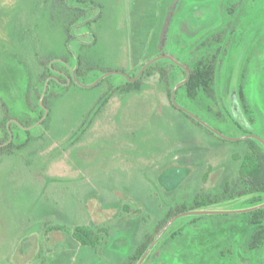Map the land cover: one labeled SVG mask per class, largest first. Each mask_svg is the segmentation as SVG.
Instances as JSON below:
<instances>
[{
  "label": "rangeland",
  "instance_id": "1",
  "mask_svg": "<svg viewBox=\"0 0 264 264\" xmlns=\"http://www.w3.org/2000/svg\"><path fill=\"white\" fill-rule=\"evenodd\" d=\"M66 47L78 82L43 90ZM1 117L0 264H127L171 219L136 264H264L244 211L264 193L238 194L247 139L264 147V0H0ZM79 225L107 231L92 247Z\"/></svg>",
  "mask_w": 264,
  "mask_h": 264
},
{
  "label": "trees",
  "instance_id": "2",
  "mask_svg": "<svg viewBox=\"0 0 264 264\" xmlns=\"http://www.w3.org/2000/svg\"><path fill=\"white\" fill-rule=\"evenodd\" d=\"M67 56L59 57L60 59H44L38 60V71L36 73V80L38 83L42 85V88L49 87L52 83L59 84L62 87H65L70 82H73V79H69L68 76L71 75V71L67 72L68 81L66 83H60L55 75L60 74L62 77V70L66 67V62H68L67 58L73 55L72 51L66 47ZM55 58V57H53ZM77 62L78 66L81 64L80 56L77 54ZM76 67V76L79 73V67ZM57 67H61L60 70ZM189 74L184 81V87L188 96L195 98L199 92V90H210L213 84L214 78V64L210 59H199L194 66L189 69ZM54 72H57L56 74ZM75 73V72H74ZM59 76V77H60ZM65 81V78H61ZM70 81V82H69ZM74 83V82H73ZM76 84V83H74ZM124 90H132L138 88V82H126L124 86H122ZM121 89V88H120ZM47 90V89H46ZM107 100V97H104L103 102ZM39 118V117H38ZM6 118H0V129L4 127ZM248 141V149L243 156L241 161V165L239 167V174L241 180L244 182V188L238 193L239 195L249 194L253 192L264 193V147L256 141L247 139ZM261 197L257 196L255 198V204H259L262 202ZM196 206H199L196 204ZM250 229H251V237L248 244L250 249L257 248L264 245V205L257 209H253L250 212ZM107 229L104 227L92 228L87 225H79L76 226L73 230L72 234L76 240H78L83 245H90L95 247L100 244L101 235L106 232ZM151 237L147 238L145 242L141 244V246L137 250V255L144 250L150 242ZM136 257H134L135 259Z\"/></svg>",
  "mask_w": 264,
  "mask_h": 264
},
{
  "label": "flooded vegetation",
  "instance_id": "3",
  "mask_svg": "<svg viewBox=\"0 0 264 264\" xmlns=\"http://www.w3.org/2000/svg\"><path fill=\"white\" fill-rule=\"evenodd\" d=\"M189 71L190 70L188 69V74H189ZM62 77L65 78V81L60 82V83L64 84V83H66V81H68L67 74L63 73ZM172 235L174 236L175 234H172ZM152 239L153 238L150 239V242L152 241ZM150 242H149V244H150ZM163 245H165V244H163ZM146 248L144 250H142L138 255L136 254L137 251L134 254H131L128 258L127 264H136L138 262V260L141 258L142 254L144 253ZM175 252L176 251H174V250H169V252L162 253L159 249H157V250L153 251V253L148 257V259L145 261V264H176L175 261H177V257H176ZM134 257H136V258L134 259Z\"/></svg>",
  "mask_w": 264,
  "mask_h": 264
},
{
  "label": "water",
  "instance_id": "4",
  "mask_svg": "<svg viewBox=\"0 0 264 264\" xmlns=\"http://www.w3.org/2000/svg\"><path fill=\"white\" fill-rule=\"evenodd\" d=\"M145 65H147V63L146 64H144L143 66H142V68L140 69V71L138 72V74L136 75V76H134V77H132V78H126L128 81H134L135 79H137V78H139V76L141 75V73H142V69L145 67ZM71 74H72V77H73V79L75 80L76 79V81H77V78H76V76H75V74H74V72L72 71L71 72ZM187 76H188V71H187ZM187 76H186V78H187ZM78 82V81H77ZM97 82V80L94 82V83H96ZM45 89V88H44ZM234 139H236V138H234ZM264 205V202L263 203H261V204H257V205H254V206H251V207H249V208H246V209H244V211L245 210H253V209H257V208H259V207H262ZM192 212H195V213H213V212H221V210H193V211H188V212H186V213H192ZM173 219H171V220H169L162 228H161V230L156 234V239L166 230V228H167V226L170 224V222L172 221ZM156 239L155 240H152L151 242H150V244L147 246V248H146V250L144 251V253L142 254V256H141V258H140V260H139V262H141V260L145 257V254L147 253V251L152 247V245L154 244V242L156 241Z\"/></svg>",
  "mask_w": 264,
  "mask_h": 264
}]
</instances>
